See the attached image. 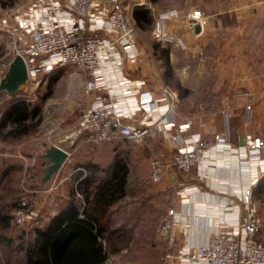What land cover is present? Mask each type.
Instances as JSON below:
<instances>
[{
  "label": "crops",
  "instance_id": "0c3cea01",
  "mask_svg": "<svg viewBox=\"0 0 264 264\" xmlns=\"http://www.w3.org/2000/svg\"><path fill=\"white\" fill-rule=\"evenodd\" d=\"M63 1L61 0L57 9L59 14L69 12ZM139 2L140 0H127L128 13L134 29L135 53L130 54V50L115 45L118 56L115 57L113 54L104 56L105 79L116 92V103L121 109V119L134 122L143 113L142 109L134 104L137 90L147 89L158 102H164L167 98L165 90L169 88L177 97L174 112L169 114L174 121V126L170 127L169 132H175V127L189 118L188 125L178 135L188 141L196 136L204 138L205 156L197 165L186 171L175 164L168 165L162 177L146 185L144 190L133 188L127 191L125 176L121 194L109 206V222L111 227L115 228V233H125L129 239L123 244L116 243L113 249L110 246L106 247L104 240L101 239L103 246L106 247L104 248L106 255L98 263L144 264L150 260H157L165 250L166 241L164 236L158 234L156 222L167 213L173 217L171 228L173 239L169 255L164 257V261L167 264H202L200 260H192L182 254V250L203 242L211 230L233 228L239 213L244 209L240 191L248 184L254 164L250 159L240 156L238 151L242 147L246 133H259L264 136V0H179L156 6L151 0L140 2L143 8L154 9L153 15L160 8L176 7L180 14L167 19L168 29L175 30L185 39L188 50L195 49L201 54L202 63L204 62L206 67L202 65L194 72L197 79L194 92L200 96L194 99L195 101L189 98L188 102H182L183 96L176 93L175 88L168 86L169 74L164 68H156L152 58L143 52L144 41L136 31L140 23ZM198 3L207 13V19L196 32L188 23L187 8ZM97 23L89 25L86 21V30L97 33L104 41L114 36V32L108 30L103 22ZM166 47L167 54L171 55L170 50L178 46L168 44ZM187 49L180 51L182 59H185L187 53H191ZM167 61H171V56L167 57ZM48 71L39 70L28 79L36 85L38 77ZM60 74V69L56 68L48 77L56 81ZM74 76L72 71L67 73L71 80ZM96 91L87 93L85 105L91 102ZM246 104L249 105L251 113L247 120L244 116ZM223 110H227L228 142L221 145L214 141L212 134L213 132L221 134L224 131ZM73 122L71 124L74 126ZM8 124L6 122L4 126ZM112 136L113 134L100 142L109 141ZM57 137L58 141L52 143L65 148L67 155L50 173L49 186L45 188L50 189V197L44 199L42 196L32 207L36 212L33 221L38 225H44L49 218L58 220L56 226L53 224L51 233L55 249L65 248L74 241L76 234L67 240L66 245L59 244V238L68 234L62 225L72 216L63 214L62 209L74 203L76 215L80 214L82 194L80 185L78 186L79 178L85 173L101 169L99 159H90L91 155L100 158V154L77 149L78 146H86L85 143L91 144L83 133L75 136L73 144L65 140V134H57ZM29 140L27 138V141ZM142 143L146 145L149 155L146 157L140 150L132 148L127 155L132 166L136 161H142L147 167V159L151 155L169 160L174 150V141L164 130H156L146 135ZM68 146L74 151L68 150ZM75 152L80 157H89L90 163L88 160L80 161L85 163V167L79 163L72 164ZM112 154L109 157L113 159L110 160L109 166L103 165L104 170L109 167V171L112 169L120 171L124 167L127 173L125 165L127 162L123 156ZM262 158L264 159V151ZM262 176L264 170L258 179ZM257 182L258 180L251 184L252 202L254 197L252 189ZM142 192L144 195L140 196ZM145 221L148 224L146 229L141 228V223ZM15 225L17 228L25 227L18 223ZM256 235L264 238V229L260 227ZM12 251L23 257V247ZM17 264H23V261L19 260Z\"/></svg>",
  "mask_w": 264,
  "mask_h": 264
},
{
  "label": "built area",
  "instance_id": "2783aa9c",
  "mask_svg": "<svg viewBox=\"0 0 264 264\" xmlns=\"http://www.w3.org/2000/svg\"><path fill=\"white\" fill-rule=\"evenodd\" d=\"M125 1L64 0L69 12L59 14L57 9L61 0H30L15 16L21 31L9 30L8 41L12 54L19 53L22 56L27 78L34 76L39 70L68 63L82 72L81 82L85 91L97 90L91 102L82 107L74 126L65 132L70 142L79 133H83L91 143H98L114 133L142 141L146 135L156 130L168 132L174 141L171 158L164 160L156 155L148 158L149 178L159 180L170 164H175L184 171L197 165L205 156L206 140L196 136L188 141L178 135L188 125L189 118L178 124L175 132H169L170 127L174 126L169 114L174 112L177 100L175 93L169 88L165 90L167 98L164 102H158L147 89L137 90L134 104L141 108L143 113L134 122L121 119L116 92L105 79L104 56L113 54L117 57L115 45L130 50V54L135 53L134 29L128 13L129 5L127 0ZM177 14H180V11L174 6L158 9L153 15L150 31L156 41L184 48L185 39L167 26V19ZM189 17L198 21L200 30L206 22L207 13L198 3L188 10L187 19ZM86 21L89 25H97V21L103 22L108 30L114 32V36L104 41L97 33L86 30ZM188 23L190 25L189 21ZM223 115V133L212 134L214 141L221 145L228 142L227 110H223ZM250 115L249 105L246 104L245 119H249ZM262 151L264 136L259 133H246L238 154L250 159L254 164L248 184L240 191L244 209L239 213L233 228L209 231L203 242L185 247L182 254L192 260L198 259L202 264H264V238L256 235L259 220L250 198L251 184L257 181L264 170ZM32 198L31 192L18 198L11 209L14 222L23 224L35 213L34 209L28 206ZM172 223L171 214L165 213L161 217L157 232L165 238V250L157 260L144 264H167L164 257L169 255L173 239Z\"/></svg>",
  "mask_w": 264,
  "mask_h": 264
},
{
  "label": "rangeland",
  "instance_id": "374dc122",
  "mask_svg": "<svg viewBox=\"0 0 264 264\" xmlns=\"http://www.w3.org/2000/svg\"><path fill=\"white\" fill-rule=\"evenodd\" d=\"M151 1L154 6H156L162 3L176 2L179 0ZM140 2H142V0H140ZM140 2L138 3L139 6L142 5ZM27 3L28 0H14L12 4L0 5V76L4 72L8 60L12 55V50L8 41L10 35L9 30L19 31L18 20L15 16L26 7ZM138 9L141 12L138 14L140 23L136 31L144 41L143 52L147 54L148 57L150 56L152 58L153 65L156 68L162 69L164 68V56L161 47H165V55L167 57L171 56V61L168 62L169 67L167 72L169 74V79L167 81L168 86L172 89L175 88L176 93H180L183 96L182 102H188L189 98L195 101L194 99H198L200 95L194 92L195 85L197 84L194 72L199 70L202 65L204 68L206 67L204 66V62L202 63L201 57H199V55H201L200 52L197 53L195 49L188 50L186 45L184 48L173 47L169 52L171 55H168L166 46L170 43L160 42H156L157 46L155 50H153L155 39L151 34L150 26L154 9L150 7L143 8L142 6ZM184 49L191 51V53L188 54L186 51L187 55L185 59H182L180 57V51ZM56 68L60 69L61 74L56 81H52L49 79L48 74L56 70ZM48 70V73L44 72V74L42 73L43 75H40L41 77H38L39 80L36 85H33L30 79L26 77L23 82L18 84L13 93L10 94L3 89L0 90V106L10 96L24 97L30 102L37 103L41 113L39 122L37 123L38 125L26 134L9 137L0 133V199L4 200V202H15L20 196L31 192L33 198L28 202V204L30 203L28 206L32 208L33 204L42 196L44 199L50 197V189H45L49 186L48 182L50 175L44 180L42 178L43 167L48 160L41 154V151L53 141H58L59 136L57 137V134L61 135L62 133L63 135L73 127L71 123L73 121V124L76 122L82 107L86 104L88 92L84 90L81 83L83 74L78 67L65 63L49 68ZM70 71L75 74L72 80L67 77V73ZM208 79L209 78H206V80ZM2 128L4 129L5 126ZM27 138L30 140L27 141ZM65 140L70 142L67 138ZM73 143L72 141L70 144ZM85 145L84 147L78 146L77 149L91 150L94 154L101 155L100 158L94 157V155L93 157L92 155L90 156V159H99L101 164L100 171L96 170L91 174L105 176L109 171V167L104 170L103 165L109 166L110 160L113 159L109 156L113 153L112 156L115 154L123 156L124 161L127 162L125 164L128 169L127 173H125V186L127 191H131L133 188L136 190H144L146 185H150L152 182L156 181L149 178V168H147L148 159L147 167H145L146 163L142 161H136L134 166H132L131 160L127 157L132 148L140 150L146 157L149 155L148 149L145 144L143 145L142 141H135L118 133H114L109 141L106 140L91 144L85 143ZM67 149L71 150L72 147L68 146ZM26 150L31 151L33 154H29ZM106 154L108 155L107 157ZM103 155H105V157ZM87 160L90 163L89 157H80L79 154L75 152L72 164L79 163L85 167V163H81L80 161L86 162ZM40 180L43 181V183H41ZM257 180L258 182L252 189L254 194L253 205L259 220V228L261 227L264 229V176ZM139 195L142 196L144 194L142 192ZM35 214L36 212L33 213L27 221L31 220ZM113 218L112 214V221ZM26 222L22 224L25 228L28 226V224H25ZM156 223V226H158L159 221ZM138 226L140 227V225ZM147 227L148 224L146 221L141 223V228L146 229ZM114 230L115 228L111 227L108 217L107 238H103V240L105 239V241H108L112 249L114 248L113 245L116 243L123 244L129 239L125 233H115ZM10 250V245L0 240V264H17L19 261L18 259H21V255L18 252Z\"/></svg>",
  "mask_w": 264,
  "mask_h": 264
},
{
  "label": "trees",
  "instance_id": "16d2710c",
  "mask_svg": "<svg viewBox=\"0 0 264 264\" xmlns=\"http://www.w3.org/2000/svg\"><path fill=\"white\" fill-rule=\"evenodd\" d=\"M13 2L0 0V5ZM156 42L153 43V50L157 46ZM161 51L164 71L168 72L165 47H161ZM39 110L37 103L24 97L10 96L0 106V133L16 137L30 132L39 120ZM6 122L9 124L3 129ZM124 181V167L120 171L112 169L105 176L85 173L79 178L78 186L82 194L80 214L76 215L74 203L62 209L63 214L72 216L62 225L68 234L59 238V244L66 245L67 240L76 234L74 241L65 248L55 249L51 237L53 224L56 226L58 220L49 218L44 225H38L33 221L34 215L26 228H17L10 212L16 201L4 202L0 199V240L10 245V251L23 247V257L18 259L23 264H100L98 261H102L106 255L104 248L110 246L105 239L106 247L101 242V239L107 238L109 206L121 194Z\"/></svg>",
  "mask_w": 264,
  "mask_h": 264
},
{
  "label": "water",
  "instance_id": "95a60500",
  "mask_svg": "<svg viewBox=\"0 0 264 264\" xmlns=\"http://www.w3.org/2000/svg\"><path fill=\"white\" fill-rule=\"evenodd\" d=\"M188 21L194 31L199 30V23L194 17H189ZM26 77L25 62L19 53H14L9 58L7 66L0 76V90L3 89L7 93H12ZM42 155L48 160L43 167L42 178L44 179L59 166L63 158L66 157L67 151L57 144L50 143L44 148Z\"/></svg>",
  "mask_w": 264,
  "mask_h": 264
}]
</instances>
